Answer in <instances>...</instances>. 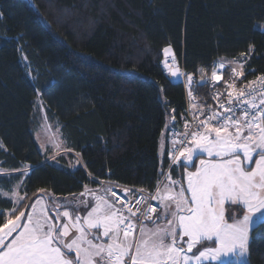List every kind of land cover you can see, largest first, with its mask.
I'll return each instance as SVG.
<instances>
[{"label": "trees", "instance_id": "16d2710c", "mask_svg": "<svg viewBox=\"0 0 264 264\" xmlns=\"http://www.w3.org/2000/svg\"><path fill=\"white\" fill-rule=\"evenodd\" d=\"M262 22L264 0H0V190L19 185L26 204L103 182L155 191L169 167L161 138L186 104L164 49L197 81L242 56L247 75L264 74ZM195 92L206 99L207 87ZM39 98L69 151L56 162L36 140ZM11 206L0 193V210ZM248 258L264 264V221Z\"/></svg>", "mask_w": 264, "mask_h": 264}, {"label": "snow or ice", "instance_id": "6c2138e0", "mask_svg": "<svg viewBox=\"0 0 264 264\" xmlns=\"http://www.w3.org/2000/svg\"><path fill=\"white\" fill-rule=\"evenodd\" d=\"M170 51L164 49L165 54ZM220 67L224 68V64ZM232 72L235 77L244 76L236 68ZM171 75L177 76L178 70L171 71ZM221 78L212 72L214 82ZM187 80L189 85L193 83L192 76ZM258 82L259 88L255 87ZM227 87L234 89L235 83ZM246 87L248 91L241 88L237 96L251 99L245 98L233 106V91H228V106L220 107L231 115H206L200 122L203 130L198 127L185 133L184 140L178 142L183 146L171 156L173 163H179L181 158L191 163L194 153L197 158L206 153L217 159L200 158L195 171H187L182 165L187 172L186 188L180 184L174 190L173 185L179 182L169 176L171 183L162 190L158 187L155 195L136 198V204L147 203L148 199L159 201L155 208L149 205L139 217V209L116 208L105 196H94V206L83 200L53 201L55 209L49 214V205L42 204L40 196L26 204L25 196L13 192L9 197L5 193L12 206L7 214L0 210L4 221L0 225V264H201L230 255L238 260L245 258L243 264H250V230L264 220V110L260 109L264 105V76ZM237 110L241 116H236ZM249 164L254 166L249 168ZM106 191L115 195L112 189ZM186 193H190V199ZM85 194L82 192L81 196ZM129 194L136 196L126 190L125 197ZM225 202L238 205L228 216L232 223L225 219ZM80 205L87 210L85 216L76 214L82 210ZM151 213H156L155 220ZM131 217H136V221ZM141 218L152 221L154 227L140 223L139 238L133 239ZM160 220L164 223H156Z\"/></svg>", "mask_w": 264, "mask_h": 264}, {"label": "built area", "instance_id": "2783aa9c", "mask_svg": "<svg viewBox=\"0 0 264 264\" xmlns=\"http://www.w3.org/2000/svg\"><path fill=\"white\" fill-rule=\"evenodd\" d=\"M174 58V59H173ZM238 60V59H237ZM234 62L238 64L240 67L236 68V66L225 64L224 68L220 67L221 61L216 62L215 70L219 76L222 78L218 82H214L211 78L208 79L207 87V97L204 99L203 97L197 96L195 93V88L198 85V81L195 77L192 76L193 83L189 85L187 77L190 75L183 67V65L178 61L174 54H165L163 53L162 61H161V69L164 75L169 79L172 84H181L183 86L185 92V108L182 112V119L177 121L175 118L171 120V128L168 133V146H167V156L169 160V167L164 172L160 183L166 180L169 176H171L173 171L177 173L181 170L182 165L186 162L184 158H181L179 163H173L171 156L175 153V150L182 147L179 141L184 140L185 133H191L195 131L198 127H201L200 122L205 120L206 115L211 114V112L222 113L223 115H231V113H225L224 109L220 107L221 104L228 106V91H233V106L237 105L243 99H251L252 97H238V91L241 88H244L245 91H248L247 85L250 81H256L258 77L264 76V74H253L247 75L241 67L243 66V61ZM167 65V66H166ZM236 68L237 71H243L244 76L235 77L233 75L232 69ZM179 72V79H175L171 75V71ZM191 76V75H190ZM235 83L234 89H229L227 87L228 84ZM257 88L260 87L259 82L255 86ZM192 92V96H189V92ZM219 93V96L217 95ZM259 93L256 94L255 99L257 103L259 102ZM243 107L247 108L248 105H243ZM260 109L264 110V105H260ZM203 113V114H201ZM236 116H241L239 110L236 112ZM213 124H216V121H212ZM201 130L202 127H201ZM175 142V143H174ZM111 189L115 191V195L110 191L111 199L116 208H121L122 206L131 207L133 211L137 212V217L140 216L141 212H144L149 205L155 208L158 205V199H148L147 203L145 201H141L140 204H136L135 200L139 196H144L145 198L155 195L156 191L150 192L143 189H132V188H124L117 185L111 184ZM126 190H130L131 192L136 193V196H132L129 194L125 197ZM160 211V209H157ZM127 213V212H126ZM131 215L130 213H127ZM153 220H155L156 213H151ZM136 218V217H135ZM152 222L150 220H145L143 218L140 219L139 223Z\"/></svg>", "mask_w": 264, "mask_h": 264}, {"label": "rangeland", "instance_id": "374dc122", "mask_svg": "<svg viewBox=\"0 0 264 264\" xmlns=\"http://www.w3.org/2000/svg\"><path fill=\"white\" fill-rule=\"evenodd\" d=\"M256 29L261 30V31H264V22L258 23L256 25ZM168 48L171 49V51L168 54H174L172 48H170V47H168ZM244 57L242 56L237 61H243L244 60ZM228 62L231 63V61H227L226 64H229ZM221 63H223L225 65V63L223 61ZM229 65L236 66V68H239L240 67L235 62H232ZM174 78L175 79H179V74L177 76H175ZM36 108H37V110H38V112L40 114V119H41L40 120V124L37 127L36 132H35L36 140L38 142V145H39L40 150L42 151V153H45V154L50 155L49 156L50 157L49 161L56 162L57 159H59L61 157H64V156H67L68 153H69V151L67 150V146H66L65 140H64V138L62 136L60 124L57 121H52L49 118L48 110H47L44 102L40 98L37 101ZM200 158H203V159H206V160L207 159H212V160L217 159L215 157H212V158L207 157V154L206 153L200 154L199 158H197V154L194 153L191 163H189L188 161L186 163L187 171H195V168L196 167H199V159ZM253 159L254 160L256 159V156L255 155H254ZM79 164H80L79 159L75 157V159L72 161V167L75 168ZM193 165H195V167H193ZM253 166L254 165H252V164L247 165V167H249V168L250 167H253ZM180 173H182L181 174V179L174 180V181L179 182L178 184L173 185L174 190H178L180 184H182L183 187H185V188L187 187V172L185 171V167H184L183 171H181ZM27 174H29V171L28 170L26 172H24L23 175H27ZM171 176H172V174H171ZM166 179H168V178H166ZM169 183H171V182L169 181L166 184H169ZM0 192H1V190H0ZM13 192H16L19 195H21L20 194V186L19 185H17V186L15 185V187L13 189ZM13 192L7 193L8 196L10 197ZM4 194H2V195L4 196ZM185 195H186L187 198L190 199V193H186ZM236 207H238V205H230V202H225L224 212H225V219L227 220V222H229V223H232L233 222L232 220H229L228 219V216H229L231 210L234 209V208H236ZM242 211H246V210L242 209ZM238 218H241L242 219V216H240L238 214ZM133 221L135 222L136 220H133ZM262 221H264V220H261L259 222V224ZM156 223L163 224L164 221L163 220H160V221H156ZM139 224L140 223L138 222L137 223V231L134 232L133 233V236H132L133 239H138L139 238V232H138ZM142 224L147 225L148 227H154V225H153L152 222H145V223H142ZM256 226L257 225H255L254 227H252V229L250 230V240H251L252 230ZM185 240H187L186 237H185ZM207 243L211 244L212 242H207ZM185 247H186V245H185ZM198 247H202V245L201 246H198ZM196 252H197V249L194 248L193 249V253H196ZM193 253H188V255H192ZM248 257H249V255H248ZM244 259L245 258H240L238 260L235 256L230 255L227 258L221 257V260L220 261H202L201 264H243V260ZM193 264H194V262H193Z\"/></svg>", "mask_w": 264, "mask_h": 264}, {"label": "crops", "instance_id": "0c3cea01", "mask_svg": "<svg viewBox=\"0 0 264 264\" xmlns=\"http://www.w3.org/2000/svg\"><path fill=\"white\" fill-rule=\"evenodd\" d=\"M222 62V61H221ZM225 64L227 63V61H223ZM234 62V61H231V63ZM229 64H231L230 62H228ZM179 74V72H178ZM171 121H170V124L168 126V131H165L162 138H161V141H160V147H159V154H160V157H163V155L166 153V150H167V146H168V133H169V130L171 128ZM186 163L187 161L185 162L184 166H186ZM184 169V167H183ZM182 169V171H183ZM182 174V173H181ZM1 175V174H0ZM171 180H179L178 178H175L173 176H171ZM169 182V179H166L165 181H163L162 183H159L158 187L162 190L163 189V186ZM171 182V181H170ZM157 187V189H158ZM106 189H111V185L109 183H101L99 185V187H96V188H92V189H86L84 191V193H86L84 196H81L78 195V196H73V197H64V198H59V197H56V196H53L52 194L50 193H47V197H44L42 196V201L41 203L44 204V203H47L49 205L48 208H46V211L49 212V214L51 213V211L53 209H55V204L53 203V201H64V200H68V201H72V200H77V201H80V200H83V201H88V202H91L94 206L95 204V199H94V196H105L109 202H112V199H111V196H110V191H106ZM156 189V190H157ZM1 195L4 194V193H7L3 190H1ZM3 196V195H2ZM22 196V195H21ZM4 197V196H3ZM6 198V197H5ZM159 202V201H158ZM39 208V206H38ZM80 208L82 209L79 213H76V214H79L81 216H85L86 215V211L84 209V205H80ZM60 211H63V209H60ZM126 215H129L127 213H125ZM130 216V215H129ZM133 220H136L135 217H131ZM72 234L74 235L75 232L73 230Z\"/></svg>", "mask_w": 264, "mask_h": 264}, {"label": "water", "instance_id": "95a60500", "mask_svg": "<svg viewBox=\"0 0 264 264\" xmlns=\"http://www.w3.org/2000/svg\"><path fill=\"white\" fill-rule=\"evenodd\" d=\"M207 83H208V79H204V80H199V81H198V85L203 84V87L206 86Z\"/></svg>", "mask_w": 264, "mask_h": 264}]
</instances>
